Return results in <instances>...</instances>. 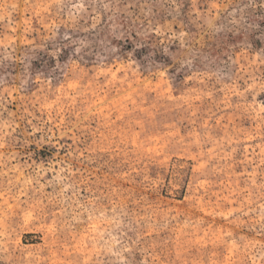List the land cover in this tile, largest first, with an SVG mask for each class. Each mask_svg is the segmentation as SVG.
Wrapping results in <instances>:
<instances>
[{
  "label": "rangeland",
  "instance_id": "374dc122",
  "mask_svg": "<svg viewBox=\"0 0 264 264\" xmlns=\"http://www.w3.org/2000/svg\"><path fill=\"white\" fill-rule=\"evenodd\" d=\"M0 264H264V0H0Z\"/></svg>",
  "mask_w": 264,
  "mask_h": 264
}]
</instances>
